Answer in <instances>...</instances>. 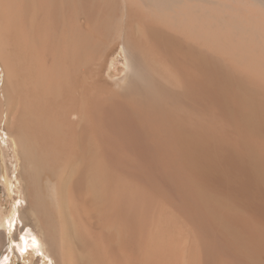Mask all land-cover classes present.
Wrapping results in <instances>:
<instances>
[{
  "label": "bare ground",
  "instance_id": "bare-ground-1",
  "mask_svg": "<svg viewBox=\"0 0 264 264\" xmlns=\"http://www.w3.org/2000/svg\"><path fill=\"white\" fill-rule=\"evenodd\" d=\"M2 78L0 129L67 264H264V0H0ZM17 211L0 264L43 252Z\"/></svg>",
  "mask_w": 264,
  "mask_h": 264
},
{
  "label": "rangeland",
  "instance_id": "rangeland-1",
  "mask_svg": "<svg viewBox=\"0 0 264 264\" xmlns=\"http://www.w3.org/2000/svg\"><path fill=\"white\" fill-rule=\"evenodd\" d=\"M108 66L113 73L111 79L119 78L124 74L125 62L122 51L117 50L113 54L112 62H110ZM104 75L107 76L106 72ZM3 83L2 78V84L0 83L1 97H4V94H6L5 91H3L4 88L2 89ZM5 119L6 114H4L2 120L0 118V127L2 128L7 122V119ZM2 128L0 129V212L8 215L13 209H18L15 217H18L21 213L24 224L36 230L35 232L43 238L42 254H30L20 257L14 252L10 255V260L5 264H67L69 252L66 249L60 248L52 252L53 250L51 251L49 242L42 237V227L39 224V220L36 219V215H34V210L26 192V183L23 178L22 168L14 157V147L12 146L10 137H8L9 135L6 134L7 130L5 129V131ZM2 157L4 158L2 159ZM41 187L45 192L46 199L51 202L52 197L50 195V189L47 188V184L43 182ZM14 224L15 226H13L10 235H7L8 231L6 229L0 227V260L3 253L4 255L7 253L6 250L9 246H15L19 234L21 233L20 231H22V225H19V227L17 223Z\"/></svg>",
  "mask_w": 264,
  "mask_h": 264
}]
</instances>
